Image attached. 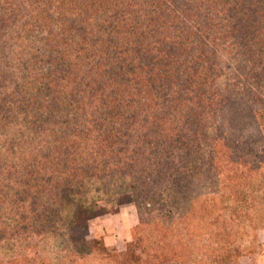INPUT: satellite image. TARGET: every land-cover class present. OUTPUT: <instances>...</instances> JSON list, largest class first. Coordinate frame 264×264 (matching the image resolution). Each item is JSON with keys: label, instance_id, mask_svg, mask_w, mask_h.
<instances>
[{"label": "trees", "instance_id": "16d2710c", "mask_svg": "<svg viewBox=\"0 0 264 264\" xmlns=\"http://www.w3.org/2000/svg\"><path fill=\"white\" fill-rule=\"evenodd\" d=\"M263 126L264 0H0V264H235ZM92 184L136 205L122 254L84 237Z\"/></svg>", "mask_w": 264, "mask_h": 264}, {"label": "rangeland", "instance_id": "374dc122", "mask_svg": "<svg viewBox=\"0 0 264 264\" xmlns=\"http://www.w3.org/2000/svg\"><path fill=\"white\" fill-rule=\"evenodd\" d=\"M237 70H241L239 66L234 62L228 61L225 70V81L222 83L223 85L228 86L225 89L223 88V96L218 100V107H221L220 113L225 112L230 114L233 111V107L239 110L240 106L244 107L245 104H247L246 101H243L244 97H242V99L240 98V89L229 90L232 88L233 79L236 76L242 77V75H244L242 73H238ZM247 71L248 69L243 70V72ZM249 83H251V85H255L254 80H250ZM234 99H236L237 102L233 106L232 102ZM203 111L204 106L202 105V107L198 108L196 112L199 113ZM184 114L185 113L181 112L179 117L171 116L172 114L169 115V117L165 118L168 119L167 124L172 122V125H175L174 128L178 129L176 127L180 125V122L186 121L185 117L183 120L180 119V117ZM229 122L230 120L224 122L225 130L229 128ZM262 132L264 140V126L262 128ZM259 151L264 153V145L259 148ZM256 187L262 190V194L260 195H264V178L260 179ZM81 197V200L88 203L91 208V220L87 223L88 229L87 232H84V235H86L84 237L88 240L95 239L101 241L104 246V253L122 254L125 251L126 245L131 241L132 229L138 224V212L136 210L135 203L125 195L107 197L101 190L98 189V186L94 184L87 186L85 195ZM262 232H264V229L257 230L254 233H249L245 242L242 244L248 249V251L245 256L235 260V264H244L246 259H256L259 254L264 251V247H261L262 244L260 243L263 239L261 236ZM76 239L79 238L77 237ZM131 251L133 253H138L139 250L134 244L131 246ZM15 252L16 250L9 246L7 248L4 247L0 249L1 256L5 254L9 255L5 257H15ZM248 253L252 254L249 255Z\"/></svg>", "mask_w": 264, "mask_h": 264}, {"label": "crops", "instance_id": "0c3cea01", "mask_svg": "<svg viewBox=\"0 0 264 264\" xmlns=\"http://www.w3.org/2000/svg\"><path fill=\"white\" fill-rule=\"evenodd\" d=\"M262 236V241H260V243L262 244L261 247H264V232L261 233ZM244 264H264V251H262L261 254H259V256L256 259H246V262H244Z\"/></svg>", "mask_w": 264, "mask_h": 264}]
</instances>
